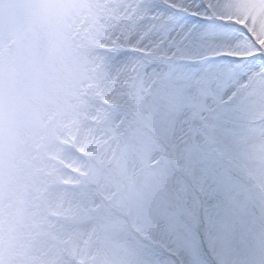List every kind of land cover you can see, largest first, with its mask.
Instances as JSON below:
<instances>
[{
  "label": "snow or ice",
  "instance_id": "snow-or-ice-1",
  "mask_svg": "<svg viewBox=\"0 0 264 264\" xmlns=\"http://www.w3.org/2000/svg\"><path fill=\"white\" fill-rule=\"evenodd\" d=\"M99 49L164 143L156 264H264V0H116Z\"/></svg>",
  "mask_w": 264,
  "mask_h": 264
},
{
  "label": "rangeland",
  "instance_id": "rangeland-1",
  "mask_svg": "<svg viewBox=\"0 0 264 264\" xmlns=\"http://www.w3.org/2000/svg\"><path fill=\"white\" fill-rule=\"evenodd\" d=\"M115 2L94 0V14L73 35V86L36 124L38 147L26 159L39 221L31 243L57 264H156L148 213L169 170L135 86L100 61ZM57 206L63 215H50Z\"/></svg>",
  "mask_w": 264,
  "mask_h": 264
},
{
  "label": "clouds",
  "instance_id": "clouds-1",
  "mask_svg": "<svg viewBox=\"0 0 264 264\" xmlns=\"http://www.w3.org/2000/svg\"><path fill=\"white\" fill-rule=\"evenodd\" d=\"M94 6V0H0V264H57L31 243L39 221L25 165L38 147L36 124L73 86L71 41ZM49 214L63 215L59 206Z\"/></svg>",
  "mask_w": 264,
  "mask_h": 264
}]
</instances>
